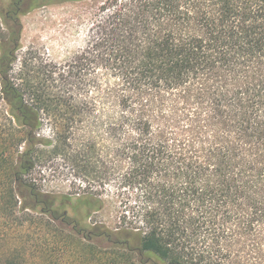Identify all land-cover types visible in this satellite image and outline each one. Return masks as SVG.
<instances>
[{"label":"trees","instance_id":"16d2710c","mask_svg":"<svg viewBox=\"0 0 264 264\" xmlns=\"http://www.w3.org/2000/svg\"><path fill=\"white\" fill-rule=\"evenodd\" d=\"M45 1H0V218L42 215L58 250L0 264H264V0H94L65 63L19 59ZM48 144L74 199L29 179Z\"/></svg>","mask_w":264,"mask_h":264},{"label":"rangeland","instance_id":"374dc122","mask_svg":"<svg viewBox=\"0 0 264 264\" xmlns=\"http://www.w3.org/2000/svg\"><path fill=\"white\" fill-rule=\"evenodd\" d=\"M6 4L9 0H0ZM0 3V4H1ZM94 0H46L44 4L21 15L22 32L19 59L36 57L44 61L57 64L65 63L78 52L85 44L92 22ZM44 140L51 139L49 125L44 122L39 131ZM52 144L43 146V159L30 173L29 179L33 180L43 191L50 194H67L73 199L85 188V179L80 172L75 171L64 161L60 155L48 158L47 150ZM75 148V146H74ZM93 181H88V183ZM102 196L107 200L108 192L105 189ZM120 209L115 203L106 202L103 209L92 214L88 223L104 221L112 224V218ZM33 217L22 219L0 220V259H3L12 248H17L18 253L26 252L28 255L38 254V250L47 249L49 252L58 243L55 242L54 231L56 228L44 226L45 217L29 211ZM37 217V218H36ZM43 218V219H40ZM62 233L61 236H67Z\"/></svg>","mask_w":264,"mask_h":264}]
</instances>
